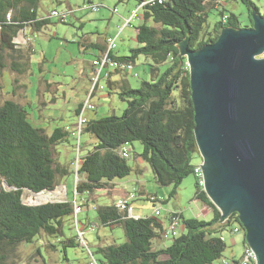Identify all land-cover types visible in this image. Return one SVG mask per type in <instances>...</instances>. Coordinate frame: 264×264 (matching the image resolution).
<instances>
[{
	"label": "trees",
	"instance_id": "obj_1",
	"mask_svg": "<svg viewBox=\"0 0 264 264\" xmlns=\"http://www.w3.org/2000/svg\"><path fill=\"white\" fill-rule=\"evenodd\" d=\"M136 1L138 5L141 0ZM237 1L246 6L250 16L253 12L261 14L254 0ZM39 3L40 0H0V78L7 67L21 76L27 71L26 63L20 62L23 57L21 44L16 41L23 31L25 36L29 28L31 33L40 31L53 17L67 22L68 17L54 15L57 9L48 17L41 16ZM92 3L88 1L86 4ZM222 4L223 0H163L161 3L154 0L142 8L141 23L136 27L138 45L131 48L128 54L116 52L113 45L116 38L104 37L98 43L91 42L90 46L99 50L102 42L108 48L102 55L101 50L99 54L96 52L98 55L93 60V66L98 68L93 79L94 84L98 77L94 90L104 77L109 93L117 92L127 107L121 115L87 119L81 126V133L92 134L98 142L83 156L80 147L78 160L72 159L68 165L60 161L58 149L61 144L70 141L69 130L57 126L48 132L33 125L25 104L14 98L17 90L25 89L26 85L15 79V96L0 102V264H38V260L34 263L23 259L10 261L12 254L20 257L21 246H34L36 253L43 258L46 248L59 251L61 261H69L70 249L81 247V240L89 246L86 232L79 229L81 222L91 230H94V225L96 228L121 225L127 236L122 243H100L94 251L90 249V264L93 258L98 264H216L224 257L226 241L223 232L227 229L233 232L235 226L243 229V225L237 212L225 219L222 217L221 211L200 184L201 178L195 173L199 163H194V160L201 155L195 134L191 72L184 52L185 48L197 51L215 43L226 28H244L239 16L234 12L227 13ZM212 9L219 10L221 16L213 26L209 24ZM225 15L228 18L224 21ZM251 20L253 25L252 17ZM105 55L108 62L102 66ZM141 57L150 69V80H143L138 87H133L128 74ZM110 62H117L118 65H109ZM117 75L119 79H115ZM134 75L138 76L137 73ZM84 106L81 104L76 109L78 117L82 115ZM135 141L142 144L143 151L134 158L140 157L149 165L159 185L172 186L170 196L176 195L185 178L195 175V198L210 207L214 217L211 220L187 218L179 211L168 210L166 220L177 216L185 231L171 239H164L167 221L159 218L162 211L160 215L155 211L161 210L165 200L159 199L156 194L145 195L135 189V196L128 202L127 208L117 206V201L112 205H97V223H93L88 215L79 219V213L75 214L76 203L81 202L82 208L89 205L92 194L114 191L115 181L133 172L134 168L128 161L131 157L129 144ZM124 147L129 151L128 157L123 155ZM76 161L78 180L75 191L77 197L81 195V200L68 198L38 205L24 202L25 191L54 192L65 176L75 173L71 165ZM139 197L153 203L155 209L152 215L133 214V203ZM129 207L133 208L132 213ZM77 228L84 232L83 239ZM154 240L171 242L158 247ZM37 242H45V245H37ZM239 259L224 258L223 264L226 261L227 264H237Z\"/></svg>",
	"mask_w": 264,
	"mask_h": 264
},
{
	"label": "rangeland",
	"instance_id": "obj_2",
	"mask_svg": "<svg viewBox=\"0 0 264 264\" xmlns=\"http://www.w3.org/2000/svg\"><path fill=\"white\" fill-rule=\"evenodd\" d=\"M88 1L90 0H40L38 12L41 16L48 17L54 9L60 12L69 11L67 22H62L59 17H53L50 19V23L40 31L31 33L29 28L25 33L28 38L31 37L28 43L25 42L26 37L23 31L18 42L23 50L20 62L26 63L27 71L21 76L7 67L0 78V102L15 96V79L17 78L20 83L26 85V88L17 90V95L14 98L25 104L33 125L43 127L48 132H52L57 126L66 127L69 130L70 141L61 144L58 149L60 161L67 165L72 159L78 160L80 147L83 156L92 150L98 142L92 134L86 131L81 133L82 124H80V117L76 115V109L81 104L91 103L95 107L94 109H85L84 117L88 120L111 114L121 115L127 107V103L119 97L117 92L109 93L104 77L101 78L99 87L94 90L93 79L96 75L95 70L98 68L93 66V60L100 50L89 44L91 42L98 43L104 37L116 38L113 44L116 52L120 55L128 54L131 48L138 45L136 27L141 23L143 14V9L138 7L136 0L128 2L93 0L95 4L100 5L98 11L85 8ZM254 1L259 6L261 14H264V0ZM222 5L227 9V13L234 12L239 16L243 27L252 25L251 17L252 19L254 17L250 16L248 9L240 1L223 0ZM114 7H118L119 12H114ZM134 9L138 10L139 17L133 18L131 23L125 26V19ZM219 19H221L219 10L212 9L209 15V24L213 26ZM261 57H264V54ZM111 70L114 69L111 68ZM135 73L138 76H135ZM150 76V69L141 57L134 70L128 74V79L133 87H138L143 80H150ZM115 79H119V75L115 76ZM101 85L104 86L103 89L100 88ZM129 149L131 157L128 161L134 168L133 172L126 178L117 179L115 181L117 187L114 191H98L92 194L89 205L84 206L83 211L79 213V219H84L88 215L93 223H97L95 206L112 205L120 197L121 190H132L137 187L144 189L148 194H159L165 200L161 208L163 214L159 217L163 221H166L165 213L168 210L182 211L188 218L210 219L213 216V213H209L212 211H205L209 207L203 201L195 198V175L185 178L178 186L176 195L170 196L172 186L159 185L149 165L140 157L134 158L136 154L142 153V144L135 141L133 144H129ZM202 161V155H198L194 163L201 164ZM71 168L75 170V173L65 176L63 181L61 180L54 190L57 193L51 195L49 200L33 201L32 197L35 194L25 191L24 202L29 205H38L46 202L65 201L68 198L73 201L77 198L81 200V195L77 197L75 191V184L78 180L76 176L77 161L71 165ZM141 169L142 171L139 172L138 170ZM44 193L51 194L53 192ZM133 204L135 213H140L144 217L152 215L155 209L153 203L143 197L137 198ZM157 205L160 207V204ZM79 229L86 232L85 237L89 246L81 240V247L76 250L70 249L69 261H61L59 251L47 248L45 251L42 250L45 257L43 258L36 253L34 246H21L19 248L20 257L12 254L10 261L23 259L25 262L33 263L38 260V264H90L89 257L92 255L90 249L94 251L100 243L114 241L122 243L127 240L125 230L121 225L101 226L91 230L81 222ZM79 229L77 228L78 232H80ZM184 231L185 227L180 224L178 235ZM223 236L226 241V249L224 257L219 259L216 264H223L224 258L239 259L245 249L243 230L234 233L227 229L223 232ZM170 242L171 240H154L153 243L159 247L168 245ZM37 245L43 246L45 242H37Z\"/></svg>",
	"mask_w": 264,
	"mask_h": 264
},
{
	"label": "water",
	"instance_id": "obj_3",
	"mask_svg": "<svg viewBox=\"0 0 264 264\" xmlns=\"http://www.w3.org/2000/svg\"><path fill=\"white\" fill-rule=\"evenodd\" d=\"M252 15L253 25L226 28L215 43L184 52L205 191L223 218L239 214L264 264V16Z\"/></svg>",
	"mask_w": 264,
	"mask_h": 264
},
{
	"label": "built area",
	"instance_id": "obj_4",
	"mask_svg": "<svg viewBox=\"0 0 264 264\" xmlns=\"http://www.w3.org/2000/svg\"><path fill=\"white\" fill-rule=\"evenodd\" d=\"M127 1V0H124V2ZM154 0H141L140 3L138 4V7H140L141 9L143 8L144 5H146L147 3H150ZM160 3L163 1V0H158ZM85 8H91L92 10H98L99 9V6L97 4H94V2L92 4H86L85 5ZM114 12H118V8L115 7L113 9ZM54 15H61L63 17H68L69 15V11H63V12H60V11H54L53 12ZM139 17V14H138V10L137 9H134L133 12H131L130 16L128 18L125 19V26L129 25L132 21L133 18H138ZM224 21L228 18V15H225L223 17ZM24 33V32H23ZM20 36V35H19ZM25 36V35H24ZM26 39H25V42L28 43V41L30 40L27 36H25ZM19 38V37H18ZM17 43L20 44V42H18V39L16 40ZM98 61H95V63H97ZM108 62V58H107V55H105V57L103 58L102 60V66H104L105 64H107ZM109 65H118L117 62H110ZM123 67H125V65H122ZM129 68H132L131 65H128ZM98 82V77L95 78L94 80V84L93 86H95ZM94 106L91 105V103H86L84 108H83V112H82V115L80 116V124H83L87 119L84 117V111L85 109H93ZM123 155L128 157L129 156V151L127 148H124L123 150ZM203 161L201 164H198L196 167H195V173L198 174V176L201 178L200 180V184L205 188V176H204V171H203ZM135 196L134 192H130L126 197L124 198H121L117 201V206L121 207V208H127L128 206V202L133 199ZM129 210L130 212L132 213L133 211V208L132 207H129ZM83 209H82V206H81V202L80 203H76L75 204V214H78L80 212H82ZM155 214L157 215H160L161 214V210L160 208L157 209L155 211ZM226 218V217H225ZM224 218V219H225ZM180 224L181 221L180 219L177 217V216H171L169 218V221H168V224H166V227H165V231H164V239H171L175 236L178 235V230H179V227H180ZM96 228V225H94L92 227V229H95ZM241 230H243L240 226H235L233 232L234 233H238L240 232ZM79 235L81 236V238L83 239V236H84V232H79ZM228 261L224 262L225 264H227ZM91 264H98L97 261L93 258ZM237 264H258V257H257V254L255 252V250L249 245L246 243L245 245V249H244V252H243V255L242 257L238 260Z\"/></svg>",
	"mask_w": 264,
	"mask_h": 264
},
{
	"label": "crops",
	"instance_id": "obj_5",
	"mask_svg": "<svg viewBox=\"0 0 264 264\" xmlns=\"http://www.w3.org/2000/svg\"><path fill=\"white\" fill-rule=\"evenodd\" d=\"M90 1H92V2H94L93 0H90ZM129 0H127L126 2H128ZM95 4V3H94ZM98 5V4H97ZM99 7H100V5H98ZM115 8V7H114ZM118 8V7H117ZM98 10H100V9H98ZM98 10H95V11H98ZM119 10V9H118ZM119 12V11H118ZM123 18V17H122ZM91 44V43H90ZM89 44V45H90ZM99 48H100V50H101V53H100V55H102V53H104L105 51H107V44H105V43H101V45H99ZM102 48V49H101ZM95 52V51H94ZM102 73H104V71L102 72ZM115 187H117V183H116V186ZM137 187V186H136ZM136 190H138V191H142L143 193H145V195L146 194H148V193H146L145 191H144V189H139L138 187L136 188ZM135 191V188H133L132 190H129V189H125V190H121V195H120V197H118V199H117V201L119 200V199H121V198H124V197H126L130 192H134ZM140 194V193H139ZM145 195H142V196H145ZM157 196H158V198H162V197H160V195L159 194H156ZM164 200V199H163ZM200 200V199H199ZM208 207V206H207ZM205 211H212V212H209V213H213V216L210 218V219H206V220H211L213 217H214V212H213V210L209 207V208H206L205 209ZM179 212H181L184 216H185V213L184 212H182V211H179ZM135 216H142L140 213H133ZM185 217H187V216H185ZM188 218V217H187ZM167 222H166V224H168V221H169V219L168 220H166ZM165 241V240H164ZM167 241V240H166ZM244 244L246 245V243H245V236H244ZM165 246V245H164ZM242 257V256H241Z\"/></svg>",
	"mask_w": 264,
	"mask_h": 264
},
{
	"label": "bare ground",
	"instance_id": "obj_6",
	"mask_svg": "<svg viewBox=\"0 0 264 264\" xmlns=\"http://www.w3.org/2000/svg\"><path fill=\"white\" fill-rule=\"evenodd\" d=\"M56 193H57L56 191H54L51 194L40 193V194L34 195L32 198H34L33 201L41 202V201L49 200L51 198V195L56 194Z\"/></svg>",
	"mask_w": 264,
	"mask_h": 264
},
{
	"label": "clouds",
	"instance_id": "obj_7",
	"mask_svg": "<svg viewBox=\"0 0 264 264\" xmlns=\"http://www.w3.org/2000/svg\"><path fill=\"white\" fill-rule=\"evenodd\" d=\"M244 231V230H243ZM245 232V231H244Z\"/></svg>",
	"mask_w": 264,
	"mask_h": 264
}]
</instances>
